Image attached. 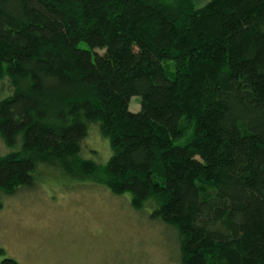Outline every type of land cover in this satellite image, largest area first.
<instances>
[{
  "label": "trees",
  "instance_id": "trees-1",
  "mask_svg": "<svg viewBox=\"0 0 264 264\" xmlns=\"http://www.w3.org/2000/svg\"><path fill=\"white\" fill-rule=\"evenodd\" d=\"M5 79L1 191L57 163L174 228L181 264H264V0H0Z\"/></svg>",
  "mask_w": 264,
  "mask_h": 264
},
{
  "label": "rangeland",
  "instance_id": "rangeland-1",
  "mask_svg": "<svg viewBox=\"0 0 264 264\" xmlns=\"http://www.w3.org/2000/svg\"><path fill=\"white\" fill-rule=\"evenodd\" d=\"M11 93L0 81V100ZM140 101L133 97L130 111L139 112ZM14 150L0 136V157ZM82 155L102 165L111 158L98 124L89 126ZM34 177L32 187L0 190V264H181L176 230L151 220V210L133 209L129 195L114 196L57 163L38 164Z\"/></svg>",
  "mask_w": 264,
  "mask_h": 264
}]
</instances>
